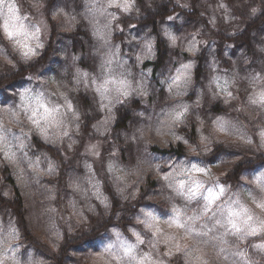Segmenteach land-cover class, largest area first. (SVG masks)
Segmentation results:
<instances>
[{
	"label": "clouds",
	"instance_id": "obj_1",
	"mask_svg": "<svg viewBox=\"0 0 264 264\" xmlns=\"http://www.w3.org/2000/svg\"><path fill=\"white\" fill-rule=\"evenodd\" d=\"M21 69L0 264H264V0H0Z\"/></svg>",
	"mask_w": 264,
	"mask_h": 264
},
{
	"label": "trees",
	"instance_id": "obj_2",
	"mask_svg": "<svg viewBox=\"0 0 264 264\" xmlns=\"http://www.w3.org/2000/svg\"><path fill=\"white\" fill-rule=\"evenodd\" d=\"M162 12H166V9H163L162 10ZM189 19H194V17H189ZM153 21L151 20V17H150V19H149V21H148V23H152ZM143 27V26H142ZM251 27H256V25H253V26H251ZM245 35H247V34H245ZM243 43H247V39H245L244 41H243ZM160 57H161V59H160V62L157 64V68H159L160 67V65L163 63V59H164V56L166 55V52L164 51V48H163V42L161 41V43H160ZM232 55L233 56H235V52H233L232 53ZM201 61L203 62V57L201 58ZM47 62V56L44 58V60H42L41 61V64H45ZM53 63H59V61H54ZM36 69L35 68H32L31 69V71H35ZM48 71L49 72H51V71H54V69L53 68H49L48 69ZM26 73H25V71L23 70V69H21V72H20V74L18 75V76H13L12 77V79H10V80H7V79H4V80H0V86H2V85H8V87L11 89V88H14V87H16V86H21L22 85V81H20V80H22L23 79V76L25 75ZM202 74V72H201V69H198L197 70V76L199 77L200 75ZM0 98H2V100L4 101V102H6L8 99H9V97L2 91V90H0ZM82 103L84 104V106L85 107H87L88 106V102L86 101V100H82ZM220 109H218L217 107H215L214 109H213V111H219ZM129 117H128V114L127 113H125L124 115H122V117H121V119H120V121H119V124H118V127H123V125H124V123H125V121L128 119ZM154 151H156L155 149H154ZM220 151H222L221 149H218L217 150V153L219 154V152ZM173 154H175V155H177V156H180V155H182L183 153H182V151L181 152H176V153H173ZM53 155H55V153H53ZM215 160V157H213V161ZM240 171V169H237V172H239ZM9 183H11V181H9ZM98 233H94L93 234V236L92 237H89V236H87V235H85L84 237H83V239H81V240H79L78 242H77V250H82V248H81V246L80 245H82V244H87L89 247H93V248H95V242L92 240V239H94L95 238V235H97ZM37 235H38V233H37ZM30 239H31V237H30Z\"/></svg>",
	"mask_w": 264,
	"mask_h": 264
},
{
	"label": "rangeland",
	"instance_id": "obj_3",
	"mask_svg": "<svg viewBox=\"0 0 264 264\" xmlns=\"http://www.w3.org/2000/svg\"><path fill=\"white\" fill-rule=\"evenodd\" d=\"M216 107L219 109V106L218 105Z\"/></svg>",
	"mask_w": 264,
	"mask_h": 264
}]
</instances>
